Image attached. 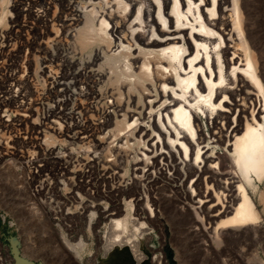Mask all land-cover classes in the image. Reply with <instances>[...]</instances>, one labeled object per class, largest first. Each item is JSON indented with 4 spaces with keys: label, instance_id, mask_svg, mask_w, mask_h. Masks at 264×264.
Returning <instances> with one entry per match:
<instances>
[{
    "label": "bare ground",
    "instance_id": "bare-ground-1",
    "mask_svg": "<svg viewBox=\"0 0 264 264\" xmlns=\"http://www.w3.org/2000/svg\"><path fill=\"white\" fill-rule=\"evenodd\" d=\"M53 1L64 5V9L68 3L74 17L68 16L63 21L75 34L86 28L89 20L94 22L96 39L89 46L91 58L87 60L91 72L85 76L82 71L70 74L66 70L68 73L52 76V62L60 60L59 68L72 63L67 56L64 60L58 56L45 57L42 70L54 77L63 93H75L83 76L91 79L93 89L107 75L113 77L114 83L119 84L115 92L120 88V96L125 93L130 97L126 109L118 105L125 95L117 98L118 104L109 101L116 115L125 110L120 114L122 120L116 118V124H120L115 129L116 136L125 138L130 147L133 146L130 137L140 145L145 144L135 160L137 167L132 178L136 190L131 194L121 191L134 198L126 202L125 214L121 207H99L94 202L91 205L96 210L92 212V220L100 212L110 222L103 237L105 263L114 264L121 251L131 253L138 263L147 262L149 252L140 242L152 233L144 221L147 211L158 220L164 217L172 222L198 223L200 227L196 229V225L194 231H202L211 244L226 249L232 243L250 247L263 243L264 210L259 206H264V189L260 186L264 183V79L257 54L247 40L240 0H172V8L171 0ZM137 5L138 14L132 19ZM75 34L70 39L74 42ZM109 41L117 47L113 54L110 47L107 50L112 55L96 47ZM1 43L0 40V48ZM23 83L13 79L7 87L0 88V168L13 164L39 173L44 167L39 152L44 151L46 113L43 116L44 102L39 100L34 105ZM133 91L139 94L140 102L136 104ZM93 93L98 94L95 90ZM63 101L59 105L67 102ZM48 114L52 123L62 126L55 120L64 115L62 108H51ZM72 114L69 117L74 121ZM201 114L212 128L211 136L201 129ZM33 134L34 151L30 147ZM216 146H224L225 151L215 152ZM158 179L165 180L176 194L164 193L150 201V193L145 192L144 201L143 187H153ZM133 201H137V206L144 205L139 208L144 210L142 213L135 212ZM155 205L172 208L157 212ZM67 244L77 256L86 245L82 239L77 243L66 240ZM261 245L264 250V243ZM254 249L248 252L242 247L238 262L264 264L263 255ZM7 257L0 249V264H12ZM153 259L165 264L163 254H156Z\"/></svg>",
    "mask_w": 264,
    "mask_h": 264
},
{
    "label": "rangeland",
    "instance_id": "rangeland-1",
    "mask_svg": "<svg viewBox=\"0 0 264 264\" xmlns=\"http://www.w3.org/2000/svg\"><path fill=\"white\" fill-rule=\"evenodd\" d=\"M34 1L0 0V40L3 42L1 43L3 47L0 48V88L7 87L13 79L23 81L34 105L42 100L44 102L43 116L46 113L42 134L44 151L39 152V157L44 163L43 169L36 173L28 168L26 170L18 168L13 164L0 168V249L5 257L8 255L7 259L12 264H106L102 259L103 237L107 235L110 222L107 216L100 212L92 220V212L96 210L91 205L94 202V205L99 204V207L107 206L110 209L121 207L125 214L126 202L132 197L124 195L121 191H131V194L136 190V183L132 178L134 167H137L135 160L138 155H141L139 150L141 153L144 151L142 149L145 144L140 145L141 143L138 144L133 137H130V144L133 145L131 148L125 138L116 136L115 129L120 125H117L116 121L123 119L120 117L122 111L116 110L118 115L112 112L113 108L109 101H116L118 104L120 97L125 95L118 105L126 109L130 97L125 93L120 96V88L117 89L118 92H115L119 84L114 83L113 77L110 79L108 75V78L99 81L95 89L92 88L91 79L85 77L91 72V68L87 66L91 58V47L84 51L76 45L74 40H70L75 32L64 24V21L69 17L73 18L74 13L70 12L68 3L65 4L67 6L65 10L64 5L59 2L54 3L53 0ZM139 3H142V0H139ZM240 3L247 40L257 54L259 72L263 80L264 0H240ZM138 8L139 5L135 6L132 19L137 16ZM57 18H61L60 21ZM115 46L109 41L96 47L102 48L107 55H112L117 49ZM108 49L113 53L107 51ZM51 56H58L63 60L67 56L66 59H71L72 62L67 64L68 66L65 63V66L59 68L57 64L60 60L53 61L52 76L56 77V73L59 76V73L62 74L64 71L70 74L82 71L85 74L81 79V88L79 86L75 93L62 91L61 93V89L54 83V77H49L42 70V60ZM105 68L108 70V65ZM114 84H116L115 87ZM84 87L85 90H83ZM94 90L99 95L94 94ZM112 90H114V96ZM115 93H119L118 97H115L117 96ZM111 96L113 99L110 98ZM132 97L135 98L134 104L140 102L137 92L133 91ZM62 99H64L63 102L67 101V105L62 102L59 105ZM56 106H59V110L62 108L64 113L55 118L62 123V126L52 123V119L48 117L49 110ZM70 113L74 115V121L70 119ZM109 114H113V117L111 115L113 120ZM200 117L201 129L207 136H211L212 128L208 120L202 114ZM149 121L150 119L147 120ZM73 124L74 128H72ZM148 128H150L149 125ZM125 143L126 146L128 145L125 146L126 148ZM35 144L34 135L30 143L33 151L36 150ZM224 148V146H216L215 152L223 153ZM118 168L121 170L119 171ZM158 180L155 187H143L144 193H150L149 199L160 198L164 193L176 194L165 180ZM260 186L263 190L264 183ZM118 187L121 190L117 191ZM255 198L258 199V194ZM142 199L146 201V193ZM134 204L136 213L144 211L139 210L144 208V205L137 206V201ZM165 207L172 208L166 205L154 206L157 212L164 211ZM259 208L264 210L263 205ZM145 217L144 221L152 229L147 239H140V242L144 244V250L149 252L147 262L138 263L131 253L121 251L118 259L113 258L114 264H158V261L153 259L156 254L165 256V264H226L227 262L243 264L242 261L238 262V251L242 247L248 252H253L255 248L254 250H259L264 257V250L261 248L264 238L263 243L259 245L250 247L243 243L237 245L232 243L230 249H226L225 246L211 244L202 231H194L196 225V229L200 227L198 223L194 224L188 220L172 222L164 217L158 220L151 217L148 211ZM177 227H180L179 230ZM189 228L191 229L188 230ZM65 239L71 243H77L80 239L84 240L86 245L81 250L80 256H77L68 244L66 245Z\"/></svg>",
    "mask_w": 264,
    "mask_h": 264
},
{
    "label": "clouds",
    "instance_id": "clouds-1",
    "mask_svg": "<svg viewBox=\"0 0 264 264\" xmlns=\"http://www.w3.org/2000/svg\"><path fill=\"white\" fill-rule=\"evenodd\" d=\"M76 45L82 50L87 51L92 41L96 39L94 32V22L89 20L88 26L76 34Z\"/></svg>",
    "mask_w": 264,
    "mask_h": 264
}]
</instances>
